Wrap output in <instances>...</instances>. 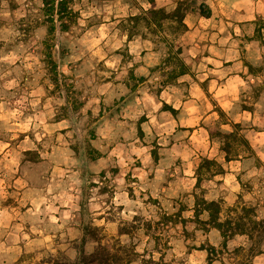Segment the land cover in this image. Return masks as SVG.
<instances>
[{"label": "rangeland", "instance_id": "rangeland-1", "mask_svg": "<svg viewBox=\"0 0 264 264\" xmlns=\"http://www.w3.org/2000/svg\"><path fill=\"white\" fill-rule=\"evenodd\" d=\"M155 1L168 13L181 3L188 30L172 19L134 26L127 19L150 8L144 0H71L62 19L43 0H0V235L11 232L24 205L39 199L23 188L50 184L72 193L59 196L58 204L70 202V221L83 231L88 227L87 254L101 244L125 264L161 257L168 264H264V50L244 48L252 39L264 43V18L247 21L253 0ZM200 9H211L212 16L202 17ZM255 27L259 33L252 36ZM239 56L253 63V74L230 95L235 104L223 120L218 113L209 116L218 104L202 88L215 68L210 59ZM181 61L189 74L179 76ZM233 70L243 75L238 65ZM165 101L179 114L162 113ZM173 118L189 131L179 128L172 136ZM226 120L241 125L255 156L234 146L240 157L227 164L219 138L192 134L207 127L230 130ZM122 121L125 128L116 131ZM157 121L169 135L160 147L151 133ZM117 145L99 172L85 167L98 149ZM55 157L76 162L64 174L60 166L54 171ZM202 157L217 160L226 173L196 190ZM196 192L219 202L221 221L238 215L247 235L225 243L203 222L207 212L195 217ZM211 246L216 250L209 263L201 247ZM82 247V241L74 245L75 257L60 251L44 259L82 264Z\"/></svg>", "mask_w": 264, "mask_h": 264}, {"label": "crops", "instance_id": "crops-1", "mask_svg": "<svg viewBox=\"0 0 264 264\" xmlns=\"http://www.w3.org/2000/svg\"><path fill=\"white\" fill-rule=\"evenodd\" d=\"M247 12L248 22H256L258 19L264 18V0H253V7L249 8ZM254 24L256 25V23ZM255 33H259L256 27L252 36H254ZM249 44L250 45H247V47L244 48L249 49L251 46H254L258 53H261L262 50H264V43L261 44V41L252 39ZM260 57L262 58V54H260ZM210 60L211 62H213L212 64L215 66V68L211 70L210 75H208L204 79V81L202 80V83H205L207 85V88H202L204 90V93L208 95L210 94L212 95V97L218 99V104H215L214 107H220L224 112L227 113L228 110L230 111L231 109L230 103L233 105L235 104L234 102L232 103V101L230 100V95L236 92H240L242 86L246 83L245 80L247 79V77H244V75H246L247 73L250 74L249 69L245 64V61L249 63L250 61H248L244 57L241 58L240 56L239 59L233 61H222V59L219 58H211ZM251 64L253 63L251 62ZM237 65L240 67V72H242L243 75H240L239 73H236V71L233 70ZM198 88L200 89V87L197 85V89ZM168 102L169 101H165V103L172 106V104ZM172 107L176 109L178 111L177 114H179L181 109L176 108L174 106ZM166 112L168 111H163L162 113ZM243 112H247V110H243ZM216 113V111H212L209 116L214 115ZM178 118H173L171 120V126H173L172 136L174 137L178 133L179 128L182 129L189 127L179 123ZM65 121V118L60 119L58 122H56L55 125L63 124ZM125 126L126 123H124L123 121L116 124V131L124 129ZM141 126L142 124L140 125V127ZM152 126L153 127L151 128V133H153L154 131L157 134L156 136L158 137L157 145L159 147L163 146L164 144L160 143V140H167L169 138V135L166 134V130L162 129L163 124L157 121ZM67 129L68 127L63 126L61 130ZM187 131H189V128L188 130H186V132ZM199 132L201 134H207V136L209 135L207 129L204 130L205 133H203L202 128L195 129L192 134ZM107 138L109 140L112 137L111 135H108ZM118 146L119 145L114 146L112 148H108L107 151H102V149H98V156H96L98 158L90 160L89 162L84 161L85 167L94 173L99 172L100 166H102L106 161V157H111L112 154H114L113 156H116ZM124 157H126V155H124ZM42 158H45L49 161H52V159L54 160V157ZM55 158L57 162L55 163L54 171L59 170L58 166H60L59 168L63 170L64 174H67L69 172V163L74 164L76 162V157ZM234 161L235 160L225 162L227 164H231ZM22 192L24 195L28 194L29 198L37 196L39 199H33L32 202L24 205V207L28 206V208H26V210L22 213L21 218L17 217L18 221L12 223L11 232L7 235H0V264H51L44 259L45 256L48 255L53 257L54 254L56 256V254H59L60 251H66L67 255L75 257L76 249L74 248V245L82 240L84 236V231L76 226L77 223L75 221H70L73 220L71 218H75V216H69V214L71 213L70 207L72 204H70V202L68 201V203L58 204L59 196H66L69 199V196L67 195H70L72 193H70L69 191H66L65 193H60L58 189L55 188V186L50 184L45 187L25 186ZM61 206L64 207L61 208ZM34 209L42 211H40L39 213H36V211L31 213L30 211ZM45 210H48L47 213L43 212ZM50 212H60L62 214L61 216L50 215ZM26 214L29 216H27ZM43 214L45 215L42 216ZM2 221L4 222V220ZM4 223L6 224V222ZM4 223H1V225L4 226ZM54 242L56 243V245H54Z\"/></svg>", "mask_w": 264, "mask_h": 264}, {"label": "trees", "instance_id": "trees-1", "mask_svg": "<svg viewBox=\"0 0 264 264\" xmlns=\"http://www.w3.org/2000/svg\"><path fill=\"white\" fill-rule=\"evenodd\" d=\"M45 7L51 6V10L54 14L58 15L59 18H63V15L68 12L69 7L68 4L71 0H43ZM149 5L150 8L144 10L140 15H134L128 17V21L135 24H138L140 21H146L150 23L151 21L160 22L166 19L176 20L179 24V27L183 31L188 30V26L185 23L186 12L181 10L182 4H178L176 9L172 13H168L165 8H159L156 5L155 0H144ZM201 16L205 18H210L212 16L211 9L202 10ZM51 34V31H49ZM181 53V49H179ZM246 66L249 69L250 74H253L254 65L245 61ZM189 74V68L181 61L180 64V72L179 76H183ZM202 87L205 88V83H202ZM163 111H168L172 115H176L178 111L174 109L171 105L163 102ZM247 110V109H245ZM215 111L218 113L219 120H223L227 114L220 107H216ZM142 122H140L141 125ZM218 125V122L216 123ZM139 125V132H142L141 127ZM223 125H228L230 130H224L217 127H207V131L209 136L214 139L215 137L219 138L222 142L221 151L224 152L225 161L230 162L234 160L233 157H240L238 153L234 155L233 150L234 146L244 148L246 152H250V154L255 156V152L250 144L248 138L241 133V125L239 123H235L231 120L224 121ZM156 157V155H155ZM157 158V157H156ZM225 168L215 159H209L207 157L201 158V163L195 169V178L196 185L195 189H201L202 182L204 180H210L211 178L224 174ZM195 197V206H194V214L195 217L200 220V216L207 212L209 214V219L207 221H203L204 223L211 224L214 228L219 230L224 238L225 243H227L230 239L237 235H247L244 230V225L239 222L240 217L235 219H226L225 221H221V206L216 200H209L205 197V195H198V193H194ZM245 210V209H243ZM122 234H127V231H122ZM88 236V227L84 228V236L82 238V249L80 251V255L82 256L81 263L82 264H125L121 257H118L116 254L112 253L109 248L104 245L99 244L98 248L87 254L84 250V246L87 242ZM202 250H207L209 257V263L213 262L211 255L215 252V247L211 246L209 248L201 247ZM145 264H168L164 261L163 257L159 260H155L153 258L146 259Z\"/></svg>", "mask_w": 264, "mask_h": 264}]
</instances>
